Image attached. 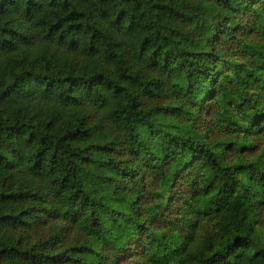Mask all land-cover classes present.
<instances>
[{
  "label": "trees",
  "instance_id": "obj_1",
  "mask_svg": "<svg viewBox=\"0 0 264 264\" xmlns=\"http://www.w3.org/2000/svg\"><path fill=\"white\" fill-rule=\"evenodd\" d=\"M0 264H264V0H0Z\"/></svg>",
  "mask_w": 264,
  "mask_h": 264
}]
</instances>
